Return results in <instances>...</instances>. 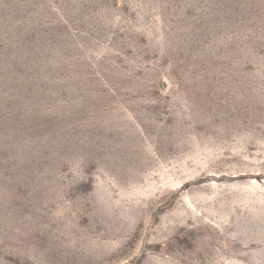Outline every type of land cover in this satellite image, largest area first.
<instances>
[{
  "label": "rangeland",
  "instance_id": "1",
  "mask_svg": "<svg viewBox=\"0 0 264 264\" xmlns=\"http://www.w3.org/2000/svg\"><path fill=\"white\" fill-rule=\"evenodd\" d=\"M0 264H264V0H0Z\"/></svg>",
  "mask_w": 264,
  "mask_h": 264
}]
</instances>
